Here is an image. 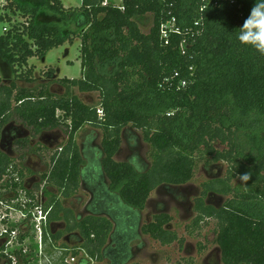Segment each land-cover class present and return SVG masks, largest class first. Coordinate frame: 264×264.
Listing matches in <instances>:
<instances>
[{
    "label": "trees",
    "instance_id": "trees-1",
    "mask_svg": "<svg viewBox=\"0 0 264 264\" xmlns=\"http://www.w3.org/2000/svg\"><path fill=\"white\" fill-rule=\"evenodd\" d=\"M255 3L122 0L116 5L82 0L81 6L66 7L62 0L8 1L9 12L19 11L27 19L13 23L8 13L0 16L13 23L0 34V55L12 69L26 66L33 56L44 57L73 41L74 35L81 39L83 76L58 79L67 89L63 95L56 96L48 85L22 87L0 78V136L13 122L32 135L19 142L21 158L34 150L31 137L61 127L67 134L43 175L49 222L64 225L50 232L55 242L78 232L81 249L94 261L127 264L135 256L132 244L142 233L163 245L183 241L169 228L172 217L167 213L143 222L151 193L185 185L200 162H226L227 176L206 182L203 194L231 197L221 207L197 198L194 225L216 220L224 264H264V56L236 40V30ZM149 16L152 25L145 32L142 25ZM166 23L170 26L163 33ZM107 65L112 70L105 71ZM31 75L19 76L32 82ZM73 87L99 92L103 114L72 95ZM57 109L64 111V123L55 117ZM86 124L102 131L99 145L94 132L81 144L77 141ZM129 126L141 130L151 145V165L144 171L115 158ZM37 146L50 151L44 143ZM25 171L0 150V180L13 173L23 177ZM243 173H250L251 179L245 189L235 190L232 181ZM50 186L64 198L84 186L100 210L77 217ZM61 246L69 247L66 242ZM81 249L72 247L74 254Z\"/></svg>",
    "mask_w": 264,
    "mask_h": 264
},
{
    "label": "rangeland",
    "instance_id": "rangeland-1",
    "mask_svg": "<svg viewBox=\"0 0 264 264\" xmlns=\"http://www.w3.org/2000/svg\"><path fill=\"white\" fill-rule=\"evenodd\" d=\"M8 1L10 2V0H0V16L9 14L13 19V23L26 22L27 19L21 12L18 11L13 14L6 9ZM62 1L66 7L82 5V0ZM108 1L116 5L122 4V0ZM13 23L1 20L0 18V34L5 32L4 28H10ZM151 25L152 17L149 16L142 25V29L148 32ZM70 29L74 30L75 28L71 26ZM73 37V41H67L63 45L49 50L44 57L33 56L28 60L26 66H16V69H12L0 55V78L3 80V83L10 84L14 81L19 86L30 88H40L42 85H48L56 96L65 94L67 89L58 82V79L62 77L73 79L83 76L81 39L76 35ZM30 69L32 73L28 72ZM104 70H112V66L107 65ZM20 73L29 76L32 74L31 76L34 77V80L27 82L23 77L19 76ZM71 93L78 96L86 104L96 106L98 111H102L99 92H82L77 87H73ZM63 115V110H56L55 117L60 118L61 123H64ZM48 132L58 133L61 136L58 143L51 145L50 151L44 148L41 151L37 150L38 144H36L34 150L28 152L26 156L29 158L28 166L33 173L41 176L43 180V175L51 169V155L59 152V146L65 145L68 140L63 127L49 129ZM93 132H95L93 126L89 124L84 125L77 133L79 144L84 142V139ZM96 133V141L99 145L103 134L101 130L96 131ZM122 138V149L115 158L118 161L132 164L138 171L148 169L152 160V148L144 140L142 131L129 126L125 129ZM31 139L33 143H36L35 137H31ZM19 152L22 151L20 150ZM228 167V163L226 162L211 165H205L204 162H200L194 178L185 185L176 187L163 186L153 190L150 200L143 211V221H151L155 214L167 213L172 217L169 228L175 230L183 241H175L172 244L163 245L151 236L142 233L141 238L132 244L135 256L127 264H224L221 259V248L216 241V220L206 219L196 227L194 219L197 216L195 208L197 198L203 196L208 204L221 207L231 197V195L212 192L206 195L203 194L205 183L213 179L226 177ZM24 175L28 176L26 173ZM6 178L1 182L2 185H6ZM232 186L235 190L245 189V183H242L239 177H236L232 181ZM20 188L16 184V187L13 189L20 193ZM49 189L56 193L64 206L72 209L82 219L85 218L86 214L82 210L84 209V203L89 198V194L84 189L80 188L72 198H64L56 188L51 186ZM0 192H3L1 188ZM46 200L47 197L46 199L44 198V201ZM60 225L59 223L58 226ZM58 226L57 228H60ZM68 241L71 246L79 248L83 244V240H80L79 237L69 238ZM84 250H80L83 255H85L86 251ZM92 264H110V262L107 259L101 261L93 260Z\"/></svg>",
    "mask_w": 264,
    "mask_h": 264
},
{
    "label": "built area",
    "instance_id": "built-area-1",
    "mask_svg": "<svg viewBox=\"0 0 264 264\" xmlns=\"http://www.w3.org/2000/svg\"><path fill=\"white\" fill-rule=\"evenodd\" d=\"M169 26L170 23L162 26L163 33H167ZM185 83L183 81V84ZM99 114L102 115L103 111L99 110ZM45 185L44 181L39 190H21L20 193L11 186L5 188V194L0 193V258L6 264H39L42 255L50 256L53 253L48 252L49 243L52 244L48 233L51 208L44 207ZM29 192L33 196L29 195ZM66 252L68 251L63 250L54 264L93 263L87 253L74 254L71 250L68 254Z\"/></svg>",
    "mask_w": 264,
    "mask_h": 264
},
{
    "label": "flooded vegetation",
    "instance_id": "flooded-vegetation-1",
    "mask_svg": "<svg viewBox=\"0 0 264 264\" xmlns=\"http://www.w3.org/2000/svg\"><path fill=\"white\" fill-rule=\"evenodd\" d=\"M29 135H31L29 130H27L22 124H16L14 122L8 123L1 131L0 150L4 151L5 153L10 154V157L13 158V161L18 165L19 169L24 168L27 171L28 170L31 171V173H27V171H25V173L28 174V176L23 175V177H19L17 175V173H13L14 177L6 175L2 180H0V188L2 189L3 192H4V190L10 188L11 186H12V188L13 187L15 188L16 184H18L21 187L20 191L21 190H30L32 192L35 190H39L45 181L42 179L41 176L33 173L31 168L28 166L29 158L26 157L28 154H26L25 158H21L22 152H19V151L22 147L19 145V142L21 141V139L29 137ZM60 139H61V136L58 133L44 132L36 138V143L32 142L31 144H32V146H35L36 144L41 142V143H44L45 145H47L48 147H51V145L57 144ZM36 149L39 150L38 147ZM121 149H122V146H121L120 150L117 152L116 156L119 155ZM5 178H6V185H2L1 182ZM82 189H84L89 194V198L84 203V209L82 210L83 213L86 214V216H85V218H86L88 216L94 215L95 214L94 210L99 211L100 207L97 206L94 208V206L92 205L93 192H91L88 188H86L84 186L82 187ZM3 192H2V194H4ZM149 200H150V198H149ZM149 200H148V202H149ZM148 202H147V204H148ZM147 204H146V206H147ZM75 215L77 217H80L78 214H75ZM57 226L58 225H53V224H50V222H49L48 233L49 234H50V232L56 233L57 231L64 228V225H62V224L60 226H58L60 228H57ZM78 234H79L78 232H73V233L64 235L63 238L59 242H55L53 240V238L51 237L52 244L49 243V249L54 248V250H55V249L59 248V249H63L66 251H69V250L72 251V247H75V246H71L69 244L68 240H69V238H72V237H79V239L82 240L81 237L79 236L80 234L79 235ZM62 242H66L69 247H66V248L62 247L61 246ZM76 248H79V247H76ZM0 264H6V263L3 262L2 259H0Z\"/></svg>",
    "mask_w": 264,
    "mask_h": 264
},
{
    "label": "clouds",
    "instance_id": "clouds-1",
    "mask_svg": "<svg viewBox=\"0 0 264 264\" xmlns=\"http://www.w3.org/2000/svg\"><path fill=\"white\" fill-rule=\"evenodd\" d=\"M236 40L241 45L248 46L264 56V0H256L249 16L236 30ZM250 179V173L239 174V180L242 183H247ZM62 252L63 249L57 248L50 256L42 255L39 264H54Z\"/></svg>",
    "mask_w": 264,
    "mask_h": 264
},
{
    "label": "crops",
    "instance_id": "crops-1",
    "mask_svg": "<svg viewBox=\"0 0 264 264\" xmlns=\"http://www.w3.org/2000/svg\"><path fill=\"white\" fill-rule=\"evenodd\" d=\"M120 5H121V4H120ZM94 134H95V135H97V133H96V132H94ZM86 138H87V137H86ZM86 138H85L84 140H86ZM45 199H46V197H45Z\"/></svg>",
    "mask_w": 264,
    "mask_h": 264
}]
</instances>
